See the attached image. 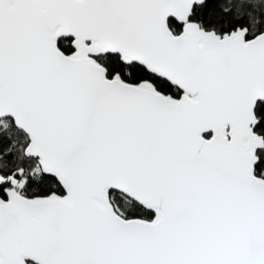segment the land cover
<instances>
[{
  "label": "snow or ice",
  "instance_id": "1",
  "mask_svg": "<svg viewBox=\"0 0 264 264\" xmlns=\"http://www.w3.org/2000/svg\"><path fill=\"white\" fill-rule=\"evenodd\" d=\"M0 264H264V0H0Z\"/></svg>",
  "mask_w": 264,
  "mask_h": 264
}]
</instances>
